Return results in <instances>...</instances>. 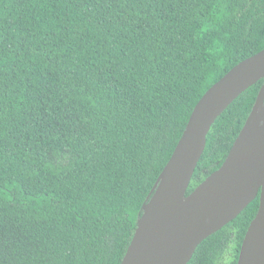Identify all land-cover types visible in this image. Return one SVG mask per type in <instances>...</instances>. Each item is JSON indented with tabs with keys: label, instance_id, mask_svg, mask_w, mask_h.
<instances>
[{
	"label": "trees",
	"instance_id": "1",
	"mask_svg": "<svg viewBox=\"0 0 264 264\" xmlns=\"http://www.w3.org/2000/svg\"><path fill=\"white\" fill-rule=\"evenodd\" d=\"M264 49V0H0V264H121L203 95ZM264 79L217 118L190 195ZM259 196L188 264H238Z\"/></svg>",
	"mask_w": 264,
	"mask_h": 264
},
{
	"label": "water",
	"instance_id": "2",
	"mask_svg": "<svg viewBox=\"0 0 264 264\" xmlns=\"http://www.w3.org/2000/svg\"><path fill=\"white\" fill-rule=\"evenodd\" d=\"M261 79L264 49L233 67L199 100L143 205L121 264H188L204 240L235 220L258 196L259 210L244 237L238 264H264V83L221 168L187 195L211 127Z\"/></svg>",
	"mask_w": 264,
	"mask_h": 264
}]
</instances>
